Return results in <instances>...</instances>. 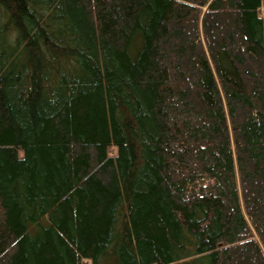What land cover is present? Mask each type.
<instances>
[{
  "label": "trees",
  "instance_id": "16d2710c",
  "mask_svg": "<svg viewBox=\"0 0 264 264\" xmlns=\"http://www.w3.org/2000/svg\"><path fill=\"white\" fill-rule=\"evenodd\" d=\"M262 9L0 0V264H264Z\"/></svg>",
  "mask_w": 264,
  "mask_h": 264
},
{
  "label": "rangeland",
  "instance_id": "374dc122",
  "mask_svg": "<svg viewBox=\"0 0 264 264\" xmlns=\"http://www.w3.org/2000/svg\"><path fill=\"white\" fill-rule=\"evenodd\" d=\"M260 14H261V15H264V9H262V10L260 11ZM110 153H111V154H114V153H115V149H114L113 147L110 149Z\"/></svg>",
  "mask_w": 264,
  "mask_h": 264
}]
</instances>
